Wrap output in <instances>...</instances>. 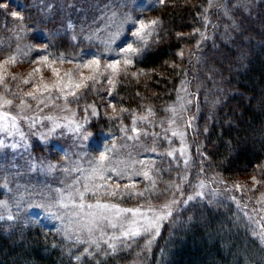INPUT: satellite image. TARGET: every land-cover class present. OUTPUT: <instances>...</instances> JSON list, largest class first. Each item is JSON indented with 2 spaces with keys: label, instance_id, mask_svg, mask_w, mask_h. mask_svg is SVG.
I'll use <instances>...</instances> for the list:
<instances>
[{
  "label": "trees",
  "instance_id": "1",
  "mask_svg": "<svg viewBox=\"0 0 264 264\" xmlns=\"http://www.w3.org/2000/svg\"><path fill=\"white\" fill-rule=\"evenodd\" d=\"M0 2L9 3L23 17L16 20L8 9V14L0 11V52L36 57L40 51L33 49L32 42L38 41L59 58L122 57L69 25L64 15L69 0ZM135 12L139 20L158 23L146 29L151 33L146 43H134L135 37L126 34L118 47L133 43L140 48L131 59L135 66L152 72L140 79L125 75L119 80L108 98L127 111L116 115L102 112L97 93L80 96L90 112L84 125L96 152L126 145L130 135L138 136L137 145L146 149L148 160L142 171L151 169L156 180L155 195L146 193L147 202L162 205L176 199L180 206L151 244V236L132 240L120 236L115 241L100 236L94 238L97 247L91 239L71 235L51 222L5 217L0 219V264H264L259 226L248 210L228 195L188 200L196 191V163L179 151L175 156L166 154L178 147L170 129V107L186 73L179 66V54L189 46L196 48L194 136L202 147L205 169L235 182L264 163V0H223L217 15L211 13L208 0H150ZM141 116L147 119H137L133 125V118ZM133 126L140 132H132ZM39 148L45 150L44 145L34 144L33 153L42 152ZM262 173L264 180V169ZM128 181L135 183L137 192L151 187L142 176ZM113 200L128 206L146 204L139 196L117 195ZM233 214L235 218L228 219Z\"/></svg>",
  "mask_w": 264,
  "mask_h": 264
},
{
  "label": "rangeland",
  "instance_id": "2",
  "mask_svg": "<svg viewBox=\"0 0 264 264\" xmlns=\"http://www.w3.org/2000/svg\"><path fill=\"white\" fill-rule=\"evenodd\" d=\"M69 1L66 4L67 10H64L66 19L70 21L69 25L76 28L81 34L106 44L112 52L119 53L121 48L118 47L119 41L126 34L135 31V29H132L135 25L134 21L139 20L135 8L145 6V3L150 0ZM222 2L223 0H213L212 5H209L213 15L218 14ZM4 3L8 5L7 9L10 13L18 11L9 3ZM114 13L115 16H113ZM128 17L131 19H127ZM210 17L213 19V16ZM122 21L123 23H121ZM144 21L145 23L149 22L148 20ZM32 43L33 49L40 51V54L36 57L22 56L20 53L0 52V62L8 57H16L14 64L9 63L0 69V73L6 77L9 88L7 98L13 99L14 104H18L20 99L24 98L26 103L30 105V107L22 109L15 106L0 108V112L8 111L11 115L17 116L14 125L11 122V117L0 121V125H6L5 129L0 131V141H3V146H0V200L6 202L5 207H0V219L11 216L13 218H31L36 221L43 220V222H51L56 225V228L61 227L71 235L93 240L95 237H100L101 233L96 230L90 235L87 229L84 228V225L89 222V217L84 215L83 219H80L69 215L71 211L70 194L72 198H76L74 189L81 188L82 190L79 184L73 186L74 178L88 175L91 168L89 161L97 157L100 152H103L102 150L96 152L89 145L91 136L86 131L84 124L90 121V112L86 106L80 103L79 97L88 91L92 97L97 93L102 112L108 115H116L122 107L110 101L108 96L115 89L119 80L125 75H131L139 79L144 78L152 71L141 69L135 66L134 63L126 67L121 63V70L113 74L110 69L103 68L105 62L113 59L99 57L101 59L100 73L102 75L98 76V81L94 85L89 82V88L71 89V91L78 93L75 98L68 95L69 89H65L64 95H67V99H65L59 91L51 88V85L58 81H63L66 84L70 79L74 82H80L81 77L93 75L91 68L80 67L77 69L78 64L83 65L93 57L82 59L59 58L46 51L47 46L45 43L38 41ZM195 49L187 46L179 54V66H184L186 73L179 95L170 107V109H176L178 115H174L170 110L169 119L176 120V124L170 125L172 132L181 131L184 133L183 139L175 136L178 143L177 149H183L185 159H191L195 162V169L198 170L196 173L198 178L194 183L197 184L196 191L191 194V197L228 195V198L248 210L252 221L259 226L256 230L264 244V180L262 179L264 163L246 173V175L239 176L235 182L226 181L214 170L208 171L202 163L203 150L200 142L194 136L198 116L197 61L193 52ZM42 56H48V61L41 60ZM53 61L55 62L53 63ZM37 68L40 71H34ZM53 69H56L55 73ZM66 73H72V75L66 76ZM133 73H136V75H133ZM12 76H15L16 79L12 80ZM109 76H111L113 84L108 83L107 77ZM24 80H28L29 83L24 84ZM45 84L50 86L49 91L43 90ZM37 86L41 88V93H37V100L24 97V93L36 92ZM3 91V86H0V92ZM13 92H18L20 95L13 96ZM178 97L183 99H178ZM110 105L115 106V111ZM78 126L79 130H77ZM130 137L134 138L126 145H117L113 152L108 153L112 158V166L123 169L125 163H131L133 160H144L148 165V160L145 158L146 149L142 145H137L138 136L130 135ZM34 144L36 147L44 145L45 150L39 148L42 152L38 150L35 151L38 154L33 153L32 147ZM128 144L130 146H127ZM61 148L63 149L61 150ZM106 163L108 162L106 161ZM77 167L81 168L83 172L70 171ZM143 168H145L144 165L137 163L133 168L128 169V175H131L133 170L142 171ZM110 175H112V180L109 183L113 187L119 183L122 189L125 184L132 183L127 178L118 180L114 174ZM136 177L139 176H132V178ZM253 177H255V180H253ZM201 181H203V187L200 186ZM84 183L88 182L84 181ZM94 183H103V181L95 180ZM61 196L64 198V203L69 205L67 209L55 204V201L60 199ZM101 199L119 204L122 208L143 206H128L113 200V197H101ZM94 200L95 197H92L91 194H85L86 202H94ZM154 206L159 207L160 205ZM179 206L180 204L174 205L175 211L173 213L177 211ZM141 210L146 211V208L142 207ZM84 211L86 213L88 210L85 209ZM232 217L235 218V214L229 216L228 219ZM70 219L73 221L71 225L69 224ZM168 219L161 222L160 232ZM224 222L223 225H225ZM104 232L103 239L113 235L120 237L118 229L105 226Z\"/></svg>",
  "mask_w": 264,
  "mask_h": 264
},
{
  "label": "snow or ice",
  "instance_id": "3",
  "mask_svg": "<svg viewBox=\"0 0 264 264\" xmlns=\"http://www.w3.org/2000/svg\"><path fill=\"white\" fill-rule=\"evenodd\" d=\"M11 2V0H9ZM162 3L163 0H160ZM209 5L211 6L213 3V0H208ZM8 5L0 2V11H5V14L7 13ZM11 17L16 20H21L23 17L21 16V13L19 11H12L10 13ZM115 16V13L113 14ZM127 19H131L128 17ZM123 23V21L121 22ZM136 25H138L135 29V31L131 32L132 37H135L134 43H146V36H150L151 33L147 32L146 29L150 28L151 26H154L158 23L157 20H151L147 23H145L144 20H136L134 21ZM141 51L140 48L134 47L133 43L127 44L126 47H121L119 49V53L117 55L122 54L121 59H113L110 61H107L103 64V68L110 69L113 74L119 72L121 63L126 67L133 63L131 56L138 55ZM182 55V53H181ZM48 56H42L41 60L47 62ZM16 57H8L4 61L0 62V69H2L5 65L9 63H15ZM55 61H53L54 63ZM101 59L99 57H93L92 59L86 61L83 65H77V69L80 67L85 68H91L93 70V75H90L88 77H81L80 82H74L73 80H69L66 84L63 81H58L57 83L51 85V88H55L57 91L60 92L61 95L64 96L65 99H67V95H64L65 89H69L68 95H71L73 98H75L78 93L76 91H71V89H84L89 88L90 83L91 85H94L98 81V76L102 75L100 73L101 68ZM34 71H40L39 68L34 69ZM53 72H56V69H53ZM66 76H71L72 73H66ZM133 75H136V73H133ZM12 80H15L16 77L12 76ZM107 81L109 84H113V80L111 76L107 77ZM24 84L29 83L28 80L23 81ZM0 86H3L4 91L0 92V108L4 107H12L15 106L18 109H22L25 107H30L26 103V100L24 98H21L18 104H14L13 99L7 98V94L9 91L8 85L6 83V77L0 73ZM44 91H49L50 86L45 84L43 85ZM37 93H41V88L39 86L36 87V92H27L24 93V97H30L33 100H37L38 96ZM13 96H19L20 94L18 92H13ZM178 99H183L182 97H178ZM41 103L43 101H40ZM110 107H113V110L115 111V106L110 105ZM183 107V106H181ZM174 115H178L176 109H170ZM121 111H127L126 109H121ZM148 113L151 115L152 110L148 109ZM95 110L93 111V115H95ZM9 117H11V122L13 125L15 124L17 120V116L11 115L10 112L4 111L0 112V121L7 120ZM27 119V117H25ZM50 119V117H49ZM146 120V116L141 117H134L133 118V125H135L136 120ZM169 124H176L175 119H171L169 121ZM190 126V124H189ZM6 125H0V131H3L5 129ZM79 130V126L77 128ZM134 133H139L140 129L136 128L135 126L131 129ZM167 131V130H166ZM147 135V133H144ZM172 136H178L181 139H183L184 133L181 131H173ZM134 137H129V139H133ZM164 139H168V137H163ZM0 146H3V141H0ZM15 147V145H13ZM114 151V146L111 148H105V151L100 152L97 157H95L93 160L89 161V164L91 166L90 172L86 176L81 177H75L73 180V186L75 185H81V188H75V197L72 198L70 194V201H71V211L69 213L70 217H78L80 219H83L84 215L89 217V222L84 225V228L87 229L88 233L91 235L94 233V231L99 230L101 233V237L105 235L104 227H110L113 229H118L120 232V236L125 238V240H132L136 237L140 236H151V239L148 240V244H151L152 241L155 239L156 236L160 234V225L161 222L167 220L169 217L172 216L173 211H175L174 205H177L181 203V201H178L176 199H171L164 204L160 205L159 207H156L152 205L148 201V197L146 196V193H151L155 195V185L156 180L152 178L150 175L149 170L144 171H132L131 175H128V169L133 168V166L137 163L144 165L146 168L148 167L147 163L144 160L140 161H131V163H125V167L123 169L119 167H115L111 165V157L108 155V153H111ZM152 152H155L156 149L152 148ZM179 151L180 155L183 156L184 150L183 149H172L171 151H168L166 154L168 156H175L176 152ZM106 161L108 163H106ZM124 163V162H120ZM185 164H187V161H185ZM70 171L75 172H83V170L79 167L72 169ZM156 171H159L158 169ZM114 174L118 180H123L125 178L131 180L132 176H142L144 179L149 180L151 187H146L143 191H135V183H128L123 186V189H121L120 184L117 183L115 187L112 186V184L109 183V181L112 180V175ZM95 180L103 181V183H94ZM253 180H255V177H253ZM84 181H87L88 183H84ZM201 187L204 186L203 181H201L200 184ZM177 189V192L180 190V185L175 186ZM239 187V186H237ZM89 193L92 197H95L94 202H86L85 201V194ZM117 195L121 196H129V197H135L139 196L142 198H145L146 204L143 206H138L136 208H122L119 204L110 203L103 201L101 197H116ZM193 197H188V200L192 199ZM188 200H184L183 203H187ZM56 205H59L61 208L67 209L69 207L68 204L64 203L63 196L60 197V199L55 201ZM6 202L0 200V207H5ZM146 208V211H142L141 208ZM85 209L88 211L85 213ZM151 213V215H149ZM59 218V217H58ZM8 219H12L11 216L8 217ZM73 221L70 219L69 224L71 225ZM95 226V227H93ZM79 239V238H77ZM118 237L113 235L110 237V241L117 240ZM125 240H121V243H125ZM93 244H96L97 247H99V243L97 240L93 239L90 241ZM106 243H109L110 247H115L114 244H111L109 241H106ZM87 251V249H85Z\"/></svg>",
  "mask_w": 264,
  "mask_h": 264
}]
</instances>
